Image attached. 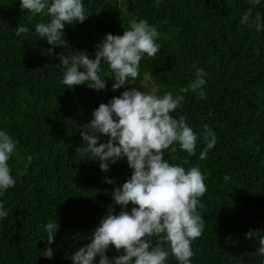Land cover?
<instances>
[{"label": "trees", "instance_id": "16d2710c", "mask_svg": "<svg viewBox=\"0 0 264 264\" xmlns=\"http://www.w3.org/2000/svg\"><path fill=\"white\" fill-rule=\"evenodd\" d=\"M84 6L89 17L66 25L67 45L48 54L52 46L33 27L41 17L21 10L19 0H0V129L18 141L9 161L16 184L0 195L8 210L0 218V264H72L73 251L90 242L107 214L111 191L130 177L126 160L103 172L83 151L80 132L94 109L131 84L113 91L103 65L105 90L66 88L58 56L83 50L94 58L105 35L122 34L133 18L146 19L162 37L158 53L142 58L137 81L129 82L149 76L157 94L179 92L185 99L172 115L185 116L195 132L207 123L217 134L204 160L199 136L194 156L178 145L165 150L170 163L198 166L207 186L197 207L205 226L191 244V264H264L258 241L246 239L249 230L264 231V31L239 23L253 6L248 0H84ZM257 13L264 19V0L253 7ZM19 23L32 30L16 36ZM196 68L207 72L205 99L187 87ZM29 155L27 172L17 175ZM50 220L59 224L51 259L42 255ZM117 254L110 245L106 255ZM166 264L178 262L169 255Z\"/></svg>", "mask_w": 264, "mask_h": 264}, {"label": "clouds", "instance_id": "9594fccd", "mask_svg": "<svg viewBox=\"0 0 264 264\" xmlns=\"http://www.w3.org/2000/svg\"><path fill=\"white\" fill-rule=\"evenodd\" d=\"M248 3L254 7L261 0H248ZM19 7L41 17L33 27L40 40L52 46L48 54H52L55 47L67 45L66 25L82 24L89 17L84 0H19ZM253 7L241 15L239 23L259 33L264 31V19L259 13L253 17ZM31 30L19 23L15 35L19 37ZM161 37L155 25L143 18H133L122 34L105 35L95 47L94 58L83 50L72 51L71 56L59 54L62 68L59 83L66 88L83 84L103 91L106 76L100 73L102 66L107 65L112 74L113 91L132 84L129 81H137L142 58L153 57L160 50ZM206 77L203 68H196L187 85L200 99L206 98ZM140 84L144 91L125 88L120 95L101 103L80 132L86 145L83 151L91 153L92 160L99 161L103 172L126 160L131 175L111 191L112 203L107 214L90 234V242L73 251L72 264H97V257L98 264H166L169 255L174 256L178 264H191V244L204 230V217L197 211L199 198L207 191L201 169L198 166L185 169L164 157L165 150L177 151L175 145L188 156H194L199 136L204 146L198 159L204 160L216 145L217 134L207 123L195 132L185 116L179 115L177 119L172 115L185 99L179 92L157 94L153 83L140 81ZM17 144L6 130L0 129V195L16 184L9 161L17 153ZM26 159L23 172L17 171V175L27 172L31 155ZM105 182L114 184L112 179ZM117 206L120 207L118 213ZM6 216L8 210L0 200V218ZM43 227L47 244L42 255L51 259L54 249L50 245L59 224L50 220ZM153 237H156L155 243ZM246 239L257 240L255 252L264 257V231L249 230ZM110 245L118 253L112 258L106 255Z\"/></svg>", "mask_w": 264, "mask_h": 264}, {"label": "rangeland", "instance_id": "374dc122", "mask_svg": "<svg viewBox=\"0 0 264 264\" xmlns=\"http://www.w3.org/2000/svg\"><path fill=\"white\" fill-rule=\"evenodd\" d=\"M155 2H159V1H161V0H154ZM143 82H145V83H149V82H151V83H153L152 81H151V79H150V77L149 76H146L145 78H144V81ZM154 84V83H153ZM154 86H155V89L157 90V87H156V85L154 84ZM130 87L131 88H133V87H135V88H137V89H140L141 91H144L145 89H143L142 87H141V84L140 83H133V84H131L130 85Z\"/></svg>", "mask_w": 264, "mask_h": 264}]
</instances>
